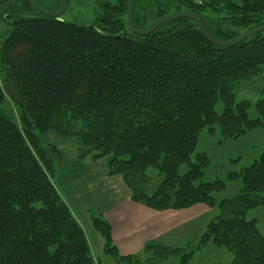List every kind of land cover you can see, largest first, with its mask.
<instances>
[{"label": "trees", "instance_id": "1", "mask_svg": "<svg viewBox=\"0 0 264 264\" xmlns=\"http://www.w3.org/2000/svg\"><path fill=\"white\" fill-rule=\"evenodd\" d=\"M95 2L90 26L31 15L26 4L29 13L13 9L4 20L11 29L0 38V105L7 94L19 111L17 122L0 116V264H99L53 183L40 134L74 139L79 159H105L107 175L122 179L133 203L153 211L203 204L212 212L184 248L151 241L128 256L113 245L108 222L91 215L108 261L190 264L212 245L231 254L227 264H264L257 220L245 219L264 209V150L228 174L239 182L232 196L223 195V180H203L210 160L195 152L205 131L237 141L264 128V31L216 47L180 18L138 37L126 25L128 0ZM181 11L197 15L218 41L264 25V0H138L133 26ZM244 88L262 97L237 101Z\"/></svg>", "mask_w": 264, "mask_h": 264}, {"label": "rangeland", "instance_id": "2", "mask_svg": "<svg viewBox=\"0 0 264 264\" xmlns=\"http://www.w3.org/2000/svg\"><path fill=\"white\" fill-rule=\"evenodd\" d=\"M96 0H66V10L62 15L61 19L65 22L69 23H76L80 25H87L90 26L92 22L95 20V12H96ZM6 17L3 13H0V38L1 35H4L5 30H10L11 26L9 24L6 25L4 22ZM9 21V20H7ZM12 22V20L10 21ZM1 74H0V83ZM262 97V94L255 91V90H247L244 88L242 90L237 91V101L246 100L254 104L258 99ZM220 106L218 107V109ZM18 105L14 102V100L5 94L3 103L0 105V116L9 120L11 122L18 121ZM250 116L254 114V109L251 106ZM40 142L45 149V152L48 156L50 161V175L52 176V180L54 183L59 184L62 178L67 177L69 172L67 171L73 169L74 163L75 165H79L84 162H94L90 160L89 156H86L84 159H79L82 149L79 144L71 138H61L55 135L49 134H40L39 136ZM264 150V128L255 129L249 132L247 135L243 136L237 141H222L221 138L219 140V136L217 134H209L206 131L202 133L200 136L197 148L195 152L203 153L205 152L208 154L210 163L208 168L205 170V174L203 177L204 181H212L215 179L223 180L227 184L226 190L223 192L224 196H232L238 187V183L235 179L229 178L228 174L231 171L239 170V168L243 166H247L252 163L255 158H258L261 151ZM104 160L105 159H99ZM98 161V160H97ZM106 176L105 177H117V176H108L107 175V167H106ZM84 184L81 186V189L84 191ZM58 190V188H57ZM68 198L70 199L71 210L74 211L77 217L80 219L82 227L89 238L91 253L94 258L99 260V264H116L111 261H108L107 257L104 253V243L101 235L96 232L93 228L90 216L97 215L101 216L99 212H95L91 207L90 204H85L87 201L89 202L88 196H78L77 198L72 196L68 190L64 191ZM59 193V190H58ZM222 194V193H221ZM220 194V195H221ZM64 198V201H68L67 197L61 194ZM220 199V198H218ZM69 204V203H68ZM85 204V205H84ZM202 207H207L206 205H201ZM208 208V207H207ZM209 209V208H208ZM179 211V210H177ZM208 213H205L204 218L202 219V231L205 224L211 219L212 212L211 210H207ZM74 216V215H73ZM174 219L172 220L173 223H177L176 219L178 217L173 216ZM104 220L105 218L102 217ZM200 219V218H199ZM198 219V220H199ZM246 220H257V226L259 231L264 237V209L258 208L248 212L245 216ZM108 222V221H107ZM165 222L168 223V220ZM110 225V223L108 222ZM200 220L196 223L194 219L192 220H185L181 221L179 226L175 228L169 229V234H171L170 238L165 239L167 243H170L169 246L171 247H182L181 243L186 242L189 239H193L198 236L202 231H198L197 234L193 232L197 227L199 228ZM169 225V224H167ZM201 225V224H200ZM111 227V225H110ZM167 230V229H166ZM187 232V233H186ZM187 234V236L185 235ZM113 232L111 229V239ZM113 242V241H112ZM151 242V241H149ZM146 242L140 251L136 252L135 254H128V255H139L143 253V249ZM172 244H179L173 246ZM115 246V244L113 243ZM116 247V246H115ZM117 248V247H116ZM184 248V247H182ZM118 250V248H117ZM119 252V250H118ZM122 256L124 255L119 252ZM231 254L222 248L209 245L205 249L196 253L194 260L191 261L190 264H227L231 258ZM178 257H176L177 259ZM173 259H157L154 262L149 261L144 264H168ZM145 261V258L142 259Z\"/></svg>", "mask_w": 264, "mask_h": 264}, {"label": "crops", "instance_id": "3", "mask_svg": "<svg viewBox=\"0 0 264 264\" xmlns=\"http://www.w3.org/2000/svg\"><path fill=\"white\" fill-rule=\"evenodd\" d=\"M68 172L69 175L62 178L58 186L57 182H53L56 189L58 188L59 194H63L65 198L67 197L69 202L66 200L65 202L70 209L72 207L71 201L64 192L65 190H68L76 198L78 196H88L89 202L87 201L85 204H90L95 212H99L101 217H104L110 223L113 232L112 241L119 252L124 255L135 254L149 241H159L169 245L170 243L165 241V239L172 237L169 234V229L179 226L181 221L194 219L197 223L200 220L201 225L199 224V228L193 230L197 234L202 229V219L209 210L207 207H202V204H198L179 211H153L133 203L130 200L128 188L119 176L105 177L106 162L104 160L86 161L79 165L74 163L73 169ZM83 184L85 186L84 191L81 189ZM62 198L64 197L62 196ZM73 212L71 210V213L82 227L80 219ZM173 216L178 217L176 219L177 223H173ZM166 220H168V223L165 222ZM87 241L89 243V238H87Z\"/></svg>", "mask_w": 264, "mask_h": 264}, {"label": "water", "instance_id": "4", "mask_svg": "<svg viewBox=\"0 0 264 264\" xmlns=\"http://www.w3.org/2000/svg\"><path fill=\"white\" fill-rule=\"evenodd\" d=\"M17 1L18 0H8L5 4L0 5V13H3L5 11L9 10L10 8H12L13 5ZM22 1L27 3L33 10L42 14L46 18H53V19H56L58 21H60L59 18L61 17V15L63 14V12L65 11V8H66V0H59V7H58L57 11H55V12L47 11L43 7L39 6L34 0H22ZM136 1H138V0H128V2H127L126 25H127L129 32L135 36H138V37L146 36L147 34L152 32L153 30H155L159 26H161L167 22H170V21H173L176 19H180V18H189V19L193 20L196 24L198 31L204 36V38L210 44H212L216 47L233 46V45H236V44L246 40L247 38H249V37H251L257 33L264 31V25H263L261 27H258V28L252 29L250 31H247L245 33H242L240 36L236 37L235 39H232L229 41H218L208 34V32L203 27V24H202L200 18L197 15L189 13V12H185V11L165 15V16L155 20L154 22H152L151 24H149L145 28L138 30V29L134 28L133 22H132V13H133V8H134ZM8 19H9V16L8 17L6 16V20H8ZM116 37H121V35H118Z\"/></svg>", "mask_w": 264, "mask_h": 264}, {"label": "flooded vegetation", "instance_id": "5", "mask_svg": "<svg viewBox=\"0 0 264 264\" xmlns=\"http://www.w3.org/2000/svg\"><path fill=\"white\" fill-rule=\"evenodd\" d=\"M8 1V0H7ZM6 1V2H7ZM39 6H41V7H43L44 9H46L47 11H50V12H55V11H57V9H58V7H59V0H34ZM5 2V3H6ZM5 3H2V4H5ZM1 3H0V5H2ZM24 4H26V5H28L27 3H25L24 1H22V0H18L14 5H13V7L12 8H10L9 10H7V11H5V12H3V15L6 17H8L9 16V19H11V16L13 15L12 13H11V11L13 10V9H16L17 11H19V14L18 15H26L27 13H29L28 11H27V9L26 8H24ZM66 5H67V2H66ZM29 6V5H28ZM29 8L33 11V12H31L30 14L32 15V14H34V15H40L41 17H43V15L42 14H40V13H38V12H36L35 10H33L30 6H29ZM65 10H66V8H65ZM65 12V11H64ZM64 12H63V14H64ZM62 14V15H63ZM62 15H61V17H62ZM61 17L59 18V22H65V21H63L62 19H61ZM58 21V20H57Z\"/></svg>", "mask_w": 264, "mask_h": 264}]
</instances>
